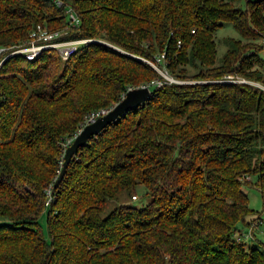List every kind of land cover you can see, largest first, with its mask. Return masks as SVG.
<instances>
[{"label": "trees", "instance_id": "1", "mask_svg": "<svg viewBox=\"0 0 264 264\" xmlns=\"http://www.w3.org/2000/svg\"><path fill=\"white\" fill-rule=\"evenodd\" d=\"M224 23L236 38L217 55ZM35 24L94 42L0 64V264H264L242 191L264 214V0H0V47ZM159 54L178 82L154 85ZM141 85L149 97L78 147L50 192L84 117ZM251 220L250 244L235 240Z\"/></svg>", "mask_w": 264, "mask_h": 264}, {"label": "built area", "instance_id": "2", "mask_svg": "<svg viewBox=\"0 0 264 264\" xmlns=\"http://www.w3.org/2000/svg\"><path fill=\"white\" fill-rule=\"evenodd\" d=\"M57 4H60L59 1H55ZM63 13L66 15V22L70 26H74L77 22V18L73 11L65 6L63 8ZM63 30H49L46 27L35 24L32 26L26 33L24 39H22L19 43L12 45L10 47H0V64L8 57L12 55H19L26 61H31L35 59L42 51L44 50H52L60 61H64L75 52L80 46L85 45L89 42H94L93 39L88 38H77V39H64ZM100 42V41H98ZM178 44V43H177ZM162 54L154 57V62H146L149 66H151L162 79L154 80L153 83L155 86H159L162 82H178L171 77H169L165 71L157 66V63L162 62ZM221 82H229L232 81L231 76H223L220 80ZM235 81L244 82L242 79H236ZM147 86V85H145ZM108 109V108H107ZM107 109H100L96 112H91L87 114L80 126H82L87 121H91L94 117L103 114ZM77 132V131H76ZM73 133L72 137L75 135ZM71 137V139H72ZM70 140L65 142V145L69 143ZM64 145V146H65ZM247 178V177H245ZM135 197L131 196L130 200H134ZM254 222L249 223L246 231L244 233H239L235 236V240H240L242 238L250 237L251 228L253 227Z\"/></svg>", "mask_w": 264, "mask_h": 264}, {"label": "water", "instance_id": "3", "mask_svg": "<svg viewBox=\"0 0 264 264\" xmlns=\"http://www.w3.org/2000/svg\"><path fill=\"white\" fill-rule=\"evenodd\" d=\"M149 94L150 90L145 85L128 88L103 114L84 123L63 149L60 168L55 179L52 181L50 192L54 190L64 172L69 158L78 147L84 145L90 137L97 135L106 125L117 120L126 111L141 105L149 97Z\"/></svg>", "mask_w": 264, "mask_h": 264}, {"label": "rangeland", "instance_id": "4", "mask_svg": "<svg viewBox=\"0 0 264 264\" xmlns=\"http://www.w3.org/2000/svg\"><path fill=\"white\" fill-rule=\"evenodd\" d=\"M225 37L236 38L235 32L232 30L230 25L227 23L222 24L221 27H219L213 34L214 42H215V44H218V46H216L217 55H220V53L223 51V48H221V46H219V44H220L221 40ZM80 127L81 126L79 125L78 129ZM242 191L247 197L248 207L252 210V215L249 216L250 219H253L255 217H259V222H260L259 225L257 227H253V238L255 240L253 243L256 244L257 247H259L262 250L263 255H264V214L261 211L260 197H259L257 191L253 187H243ZM134 197H135V199H137L138 197L140 199V201L133 202V204H135L136 206L143 202V200L139 196L138 192H137V194L134 195ZM111 206H112V203L109 202L107 207L110 208ZM251 216H252V218H251ZM252 222L253 221L251 220L249 223H252ZM38 223H39L40 229L42 231V234L45 237V227H44L43 217L38 218ZM236 228L241 234L246 231V227L240 223H238L236 225ZM242 241H244L245 244H247V243L250 244L249 241L246 242V239H244V238H242Z\"/></svg>", "mask_w": 264, "mask_h": 264}]
</instances>
